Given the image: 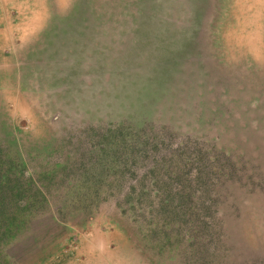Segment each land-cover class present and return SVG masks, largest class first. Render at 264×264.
I'll use <instances>...</instances> for the list:
<instances>
[{
  "label": "rangeland",
  "instance_id": "obj_1",
  "mask_svg": "<svg viewBox=\"0 0 264 264\" xmlns=\"http://www.w3.org/2000/svg\"><path fill=\"white\" fill-rule=\"evenodd\" d=\"M0 264H264V0H0Z\"/></svg>",
  "mask_w": 264,
  "mask_h": 264
},
{
  "label": "trees",
  "instance_id": "obj_2",
  "mask_svg": "<svg viewBox=\"0 0 264 264\" xmlns=\"http://www.w3.org/2000/svg\"><path fill=\"white\" fill-rule=\"evenodd\" d=\"M178 151L180 149H177ZM181 153V152H180ZM183 156L181 155V158H176L179 156L178 153L173 152V155L175 156L174 160L171 162H168V164H164V159H162L161 163H156L157 167L155 168V170H152L149 172V174L151 175V177H154L155 175H158V172L160 171H165V166L168 168V172H169V176L165 177V178H156L155 177V181H153L154 186L156 187L157 191L156 194L158 196H160L162 193L165 192V189L170 188V182L175 181L176 179H178V177L180 175H182L180 173V165L177 163L178 160L183 159L184 157L188 156L187 154L182 153ZM180 157V156H179ZM175 161V162H174ZM177 161V162H176ZM171 175H175L176 177H172ZM167 178V179H166ZM177 183H179V181H176ZM186 188H190V185H188ZM149 190V189H148ZM160 190V191H159ZM184 190V189H183ZM191 194L190 193H184L183 191H180V189L177 190H171L170 189V193L167 194H163V197L161 198V200L158 202V207L160 209V211H168V212H174L179 213L182 218H181V223L183 224L184 227H186V224H192L191 222V215L193 214L192 212L189 211V207H190V199L191 198ZM174 199H179L180 201H173ZM176 209V211H175ZM172 216H174L175 214H170ZM211 228L212 227V222L209 221L207 223H205L204 225V229L202 232H199L198 230H196V232H198V235H195V237L193 238V241L198 240V238H202L199 241H197L198 243L196 244V246H199L201 244L200 241L210 238V234L212 232Z\"/></svg>",
  "mask_w": 264,
  "mask_h": 264
}]
</instances>
